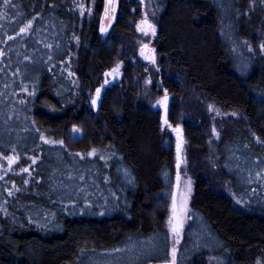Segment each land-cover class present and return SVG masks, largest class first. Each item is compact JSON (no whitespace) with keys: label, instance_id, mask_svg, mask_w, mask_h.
I'll return each instance as SVG.
<instances>
[{"label":"trees","instance_id":"obj_1","mask_svg":"<svg viewBox=\"0 0 264 264\" xmlns=\"http://www.w3.org/2000/svg\"><path fill=\"white\" fill-rule=\"evenodd\" d=\"M151 2L162 86L175 99L194 89L242 114L215 119L212 134L176 102L169 107L168 122L182 126L209 170L194 172L175 263L264 264V147L255 141L264 142V0ZM94 6L97 17L103 0ZM138 7L122 0L103 37L73 0H0V264L169 260L176 161L128 59ZM118 59L123 79L94 109L87 91Z\"/></svg>","mask_w":264,"mask_h":264},{"label":"rangeland","instance_id":"obj_2","mask_svg":"<svg viewBox=\"0 0 264 264\" xmlns=\"http://www.w3.org/2000/svg\"><path fill=\"white\" fill-rule=\"evenodd\" d=\"M113 1L115 2L114 5L111 3L106 4V0H103L102 9L97 17L95 14L96 7L94 6L95 0H73L72 9L76 11L75 13L79 14L81 20H97L99 32L103 37H105L112 28L113 23L119 16L118 8L122 0ZM132 1L139 6L138 8L140 9V13L134 18L128 19L131 25V29L135 35L132 38L134 43L132 45L130 44L131 48H133L134 50V56H130L128 59L129 63L134 65L135 70L133 71V78L134 83H136V85L138 86L137 91L145 98L148 108L152 111H158L161 118L163 96L165 94H169V101L165 114L166 118H168L167 112L170 105L173 102H176L177 105L179 104L180 106H182V108L189 112V114L198 124H200L201 126H205L212 134L215 133V119L229 116L240 117L242 115L240 111L222 107L215 101L204 97L194 89L185 88L183 93L177 99L174 98L173 94L168 93V90H166L162 86L159 80V73L161 69L157 64V55L155 53V47L153 45V40L159 26L153 18L154 12L152 10V2L151 0ZM136 9L137 7H131V12L134 13ZM145 21L147 23H145ZM149 24L154 27V34L152 30L148 28ZM101 29H104V31H102ZM140 29H145L146 32L141 31ZM137 61H139V63ZM126 66L127 63L124 60L118 59L113 66H111L102 74V82L99 84V86L94 88V90L92 91H87L88 99L91 103L96 96V90H100L99 95H97L96 97V104L95 106H93L94 109H96V107L99 105L105 88L114 83L121 82ZM72 74L76 75L74 73ZM173 74L177 76V73L173 72ZM77 81V85L80 86V79L78 78ZM167 127L168 125L162 122V131L165 130L164 142L167 145L171 144L174 150L176 173L173 181L171 197L168 203V211L165 224L169 232L171 242L169 260L175 261V256L173 257V248H175L176 255L177 246L181 239L185 223L188 220L189 210L192 205L194 172L197 170V168L200 169L201 172H205L208 175L209 172L206 171L208 170V164L204 160L202 154H198L194 151L193 153H195V155L192 153V151L187 147V142L183 134L182 142L181 144H179L176 133ZM174 127H180L182 131V126L180 124L174 125ZM72 135L80 136L81 130L73 127ZM49 141V143L54 142V140L52 139H49ZM255 141H257L264 147V142L260 141L256 137ZM178 144L180 145L179 151L177 147ZM213 182L217 186H219V188L222 187L219 182H216V179H213ZM233 200L239 206H241L242 204L245 205L243 202L240 203L236 198ZM177 224L180 225L179 230L177 232H173L172 226ZM205 261L206 264H229V262L221 256H208L205 258Z\"/></svg>","mask_w":264,"mask_h":264},{"label":"water","instance_id":"obj_3","mask_svg":"<svg viewBox=\"0 0 264 264\" xmlns=\"http://www.w3.org/2000/svg\"><path fill=\"white\" fill-rule=\"evenodd\" d=\"M112 4L113 3V0H106V4ZM165 96H167V100L165 101L164 98ZM96 97H97V90H96V96H95V101H96ZM93 99V100H94ZM93 100H92V104H93ZM168 101H169V94H165L163 96V104H162V115H161V121L164 122L165 124L168 125V128L170 130H172L173 132L176 133V137L179 141V144H181L182 142V131H181V128L180 127H174L173 125H171L167 118L165 117V114H166V110H167V106H168ZM96 104V103H95ZM95 104H93V106H95ZM148 264H173V260H168V261H158V262H151V263H148ZM176 264V263H175Z\"/></svg>","mask_w":264,"mask_h":264},{"label":"snow or ice","instance_id":"obj_4","mask_svg":"<svg viewBox=\"0 0 264 264\" xmlns=\"http://www.w3.org/2000/svg\"><path fill=\"white\" fill-rule=\"evenodd\" d=\"M11 3V0H4V4L5 5H8V4H10ZM145 23H147L146 21H145ZM148 28L149 29H151L152 30V32H153V34L155 33V29H154V27L152 26V25H148ZM102 31H104V29H101ZM141 31H145L146 32V30L145 29H140ZM24 31H26V28H22L21 29V32H24ZM146 47V46H145ZM99 92H100V90L99 89H97V95H99ZM164 100L166 101L167 100V96H165V98H164ZM96 103V101H95V99L93 100V104H95ZM210 108H211V106H210ZM178 151H179V147H180V145L178 144ZM14 159L15 158H9V162L10 163H12V162H14ZM25 171H27L26 169H25ZM179 227H180V225H173L172 226V231L173 232H177L178 230H179ZM117 251H120V250H117ZM175 256V248H173V257ZM173 264H175V261L173 260ZM257 264H260V262L258 261L257 262Z\"/></svg>","mask_w":264,"mask_h":264},{"label":"flooded vegetation","instance_id":"obj_5","mask_svg":"<svg viewBox=\"0 0 264 264\" xmlns=\"http://www.w3.org/2000/svg\"><path fill=\"white\" fill-rule=\"evenodd\" d=\"M114 3H115V2L113 1V3H112V4L114 5Z\"/></svg>","mask_w":264,"mask_h":264}]
</instances>
